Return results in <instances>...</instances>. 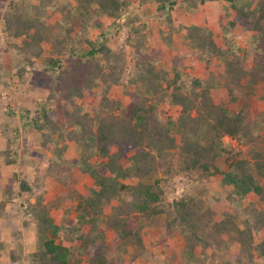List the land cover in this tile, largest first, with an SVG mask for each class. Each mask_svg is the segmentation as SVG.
<instances>
[{
  "label": "trees",
  "instance_id": "16d2710c",
  "mask_svg": "<svg viewBox=\"0 0 264 264\" xmlns=\"http://www.w3.org/2000/svg\"><path fill=\"white\" fill-rule=\"evenodd\" d=\"M77 1L79 7L70 14L63 6L52 12L56 14L57 10L68 15L66 37L73 31L70 23L83 19V23L95 20L99 25L96 18L92 19V15L97 14L113 19L114 27L129 26L131 32L141 36V30L133 27L140 18L138 14L127 12L132 8L126 0ZM156 1L159 14L171 13L177 7L194 12L208 1H220L225 15L228 18L233 15L222 29L226 49L217 44L214 32L208 27L192 24L182 28L186 35L184 44L194 49V56L207 63L216 58L223 61L225 71L220 77L229 86L230 102L239 106V112L233 114L226 105L216 104L210 94L200 91L201 79L192 81L196 88L191 90L192 94L183 93L186 86L179 68L186 55L174 56L176 73L170 81L165 77L166 72L158 69L160 56L147 54L143 36L133 44L134 57L130 65L124 52L115 54L105 42H88L89 50L80 53L78 44L71 46L60 31L63 28H56L57 22L44 21L43 13L51 16L47 8L55 5L53 0H42L39 12L31 21L23 20L14 4L4 16V34L8 39L23 38L20 47H11L25 55L27 65L32 67L34 58L41 57V43L51 42L56 57L68 56L66 66L60 58L49 59L50 69L56 74L45 77L43 83L49 90L48 100L39 114L32 118L20 115V118L25 125L41 133L43 147L59 160L72 148L71 144L75 145L81 155L80 170L88 174L94 184L88 189L90 194L85 195L76 190L75 180L60 177L66 193L49 206L45 203L42 186L34 190L28 180L19 181L20 194L28 195L25 214L32 217L36 226L37 250L26 257L22 256V250L20 254L9 250L11 264H21L22 260L23 264H127L124 255L137 249V253L131 254L130 262L136 264L146 250L144 229L149 226L160 230L163 241L177 234L182 236L184 247L171 250L168 256L180 264H259L264 261V117L259 120L253 116V102L257 97L264 99V60L261 63L257 60L256 66L249 65L239 50L234 49L236 45L229 42L236 31L251 34L259 31L260 36H250L247 52L262 54L264 30L260 23L264 19V0H248L245 6L242 3L246 0ZM78 13L79 18L74 17ZM170 13H167L170 34L164 38L167 46H171L173 34ZM71 42L77 43L75 38ZM24 72L25 67L19 76ZM164 80L169 87H164ZM47 81L51 84H46ZM126 83H133L136 92L129 94L132 102L123 108L122 102H113L109 94L113 87H126ZM261 84L263 91L258 96L257 87ZM171 88H174L171 104L181 108L180 117L163 120L157 114V103L149 104V101L153 95ZM85 94L101 95L100 106L93 113H82L79 101ZM224 138L234 139L245 150L224 148ZM10 152L6 153L7 165L16 163ZM224 153L228 154L225 161L229 163L226 172L217 162ZM94 158L99 160L93 162ZM47 161L48 169L53 170L49 174H56V158ZM158 162L166 170L165 177L188 173L197 176L202 183L222 175V186L234 188L230 201L235 202L236 207H245L246 219L240 221V225L233 215L226 213L224 219L215 221L214 212L204 208L202 197L207 190L201 186L193 195L169 202L164 187L167 181L157 179L145 185L125 182L129 178L142 179L150 175L156 170L152 164ZM14 197L12 188L7 187L5 199L0 201V219L7 215V206L14 205ZM30 197H36L34 204L30 203ZM76 197L79 199L77 215L73 219L66 216L58 223L50 211L63 212L61 201L69 202ZM68 211L64 213L67 215ZM1 234L0 230V254L8 249ZM220 257L226 261L221 263Z\"/></svg>",
  "mask_w": 264,
  "mask_h": 264
},
{
  "label": "rangeland",
  "instance_id": "374dc122",
  "mask_svg": "<svg viewBox=\"0 0 264 264\" xmlns=\"http://www.w3.org/2000/svg\"><path fill=\"white\" fill-rule=\"evenodd\" d=\"M123 1V0H122ZM129 2V6L132 9H128V13L138 14L139 21L133 24L135 30H141V36L146 40L148 47L147 54L149 56H160L161 60L158 62V69L166 72V79L172 81L176 73L173 60L176 54L181 56L186 55V58L181 63L179 68L182 73V82L186 89L183 93L192 94L195 91L192 81L195 78L201 79L202 85L199 88L202 92H207L213 98L216 104H224L228 107L230 112L237 114L239 112V106L233 105L230 102V92L228 85L224 79L220 76L225 71V65L222 60L214 59L212 63L199 60L193 55L194 49L189 45L184 44L185 30L183 26H189L192 24L200 25L202 27H208L215 34L217 44L226 49V44L223 34V26L228 24V20L233 18L230 15L228 18L226 11L222 8L220 1H208L205 5H201L197 11L189 12L185 8H175L171 13H158L156 0H126ZM54 6L48 7L47 12L51 14L48 17L45 13L44 21L48 24L56 23V28H63L60 30L66 37V30L68 24V15L62 14L61 11L56 10V14L52 13L55 8L63 6L65 12L70 14V11H75L79 7L77 0H53ZM181 3L182 0H177ZM42 0H0V201L5 199V191L7 187L12 188L14 198V205H8L6 209V216L0 219V230L2 231V239L7 246V251L0 254V264H11V258L9 256V250H16L20 254L22 250V256L36 252L37 250V230L35 224L32 222V217L25 214V210L28 207L27 193L20 194L19 181L28 180L34 185V190L37 187L42 186L45 190L43 194L45 203L50 206L51 202L58 200L60 193L62 195L66 193L65 185H63L61 178L65 180H72L74 187L78 192H83L85 195H89V188L94 184V181L90 176L80 170L79 159L81 158L79 150L71 144V147L67 152H64L59 157L53 155L52 152H48L43 147V138L41 133L35 129H31L29 125H25L20 115H26L34 117L41 112L45 103L48 100L49 90L44 87L43 83L45 77L55 76V72L51 71L48 64L49 59H62L63 66H66V59L68 56L56 57L52 52V43H41L42 54L41 57L35 59L34 65L30 67L26 64L25 55L12 48L13 45H22V39H8L4 34V16L12 9L14 4L19 8L23 20L35 19L36 13L39 12ZM249 4V1L243 2L242 5ZM95 8L96 5L94 6ZM229 12H233L228 8ZM16 13V11H14ZM42 13V11H41ZM171 18L173 27L172 31V43L171 46H167L164 42V38L170 34V23L168 20V14ZM18 14V13H17ZM73 14V13H72ZM55 15V16H54ZM80 16L79 13L74 17ZM79 18V17H78ZM96 18L99 25L95 23H83V19L77 23H70L72 32L66 38L70 41L71 46H76L79 52L89 50L88 42H96L102 44L103 42L115 53L124 52L128 60V64H133L134 48L133 44L137 42L141 36L139 33L131 32V27L123 26L120 28L114 27L113 19L103 17L101 14L92 15V19ZM81 22V23H80ZM86 25V26H85ZM260 25L264 30V19L261 20ZM234 37L229 41L231 45L235 44V50H239L240 56L247 59V62L251 66L258 65V61L264 60V50L260 55L247 52L250 45V36L258 34L259 31L234 32ZM229 36V34H228ZM262 41L264 35H262ZM231 37V36H230ZM75 38L77 43H72L71 40ZM259 40H261L259 38ZM81 42V43H79ZM80 52V53H81ZM31 59V58H30ZM258 60V61H257ZM129 64V65H130ZM25 67L23 76H19L22 72V68ZM161 68V69H160ZM48 71V72H47ZM130 75V72H127ZM167 80H164V87H169ZM46 84H51L47 81ZM192 90V91H191ZM129 91V92H128ZM174 88H171L167 92L162 94H155L151 97L150 103H157V114L160 119H172L178 120L180 117L181 108L171 104V93ZM263 91L262 84L257 87V93ZM97 94V90L94 91ZM136 92L133 83H126V87L115 86L112 88L109 94L113 102H122L123 108L128 106L132 102V97L129 94ZM90 96L85 94L84 99L79 101L82 105V113H93L100 106L101 95ZM253 102L254 111L253 116L258 117L259 120L264 117V99L260 100L257 97ZM160 99L158 103L157 100ZM116 114H118L116 112ZM176 134V133H175ZM64 144V143H62ZM222 146L224 148H233L235 151L245 150L241 149L239 144L232 138H224L222 140ZM10 150V157L16 160L15 164L7 165L5 161L8 159L6 153ZM52 157L56 158V174H49L53 170L48 169L47 159ZM228 157L227 153L222 154L217 159V162L223 172L229 170V163L225 160ZM58 159V160H57ZM99 158H94L93 162H96ZM159 161V159H158ZM177 162V161H176ZM156 170L145 178H129L125 180L126 183L132 184H153L155 180L162 179L168 183L164 185L166 192L168 193L167 200L173 202L183 197L191 196L198 189L201 188L207 190L202 200L205 204V209L213 211L215 221H220L226 217V213H229L235 217V220L241 225L242 220L246 219L243 213L245 207L240 205L236 207L235 202H231L229 197L234 192L232 186H222L223 176L211 177L208 182H199L197 176H191L188 173H179L175 175L172 173L170 176H164L166 170L160 167L158 164H152ZM59 166V167H58ZM175 167V171H177ZM15 177V178H14ZM12 180V181H11ZM14 180V181H13ZM12 182V184H11ZM38 192V191H37ZM62 197V196H61ZM30 203L34 204L36 197L29 198ZM167 201V202H168ZM79 202L78 197L74 200L61 201V209L63 212L50 211L51 216H55L56 221L61 222L66 216L69 219H73L77 215L76 206ZM244 205V204H241ZM241 208V209H240ZM68 213H64V210H68ZM242 216V217H241ZM144 243L146 250L143 252L140 258L136 260V264H179L178 261L170 260L168 256H171V250H181L184 247V241L180 234L176 237L168 238L163 241V236L160 234V230L157 228L146 227L144 229ZM133 252H138L134 250ZM132 251L124 255V259L127 264L131 262ZM220 262L224 263L226 259L220 257ZM264 262V261H263ZM261 263L259 264H263ZM24 261L22 260L21 264Z\"/></svg>",
  "mask_w": 264,
  "mask_h": 264
},
{
  "label": "crops",
  "instance_id": "0c3cea01",
  "mask_svg": "<svg viewBox=\"0 0 264 264\" xmlns=\"http://www.w3.org/2000/svg\"><path fill=\"white\" fill-rule=\"evenodd\" d=\"M70 149V148H69ZM63 193V192H62ZM62 193H60L59 195H62ZM60 223V222H59ZM180 264V263H179Z\"/></svg>",
  "mask_w": 264,
  "mask_h": 264
}]
</instances>
